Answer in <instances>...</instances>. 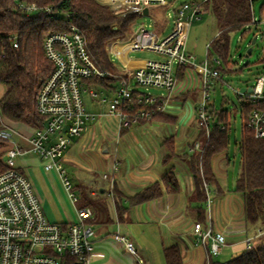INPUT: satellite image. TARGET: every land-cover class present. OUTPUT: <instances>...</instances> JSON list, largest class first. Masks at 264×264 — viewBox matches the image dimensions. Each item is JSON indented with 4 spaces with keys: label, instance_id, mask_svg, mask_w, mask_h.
Returning <instances> with one entry per match:
<instances>
[{
    "label": "built area",
    "instance_id": "built-area-1",
    "mask_svg": "<svg viewBox=\"0 0 264 264\" xmlns=\"http://www.w3.org/2000/svg\"><path fill=\"white\" fill-rule=\"evenodd\" d=\"M209 1L183 0L176 3L177 0H110L108 4L114 12L123 15L128 12L143 13L144 7L150 9L158 6L165 11L169 10L170 17L172 10L174 22V28L166 34H162L163 30L136 26L130 40L126 41L123 37L113 41L110 56L115 52L124 59L122 68L114 63L118 67L116 72L103 69L96 63L85 34L75 24H70L67 30L51 32L45 36L43 49L53 69L42 81L37 93V110L43 117L42 124L34 127L32 135L26 138L28 147L17 138L22 136L25 140L23 133L14 128L0 127V144L3 148L0 159L6 164V169L0 172V264H67L68 258L73 259L72 264H89L94 248L95 231L88 222L92 211L88 207L78 208V218L69 223L49 219L32 181L17 166L18 157L29 152L36 153L46 170L57 171L70 199L75 203L78 197L74 184L63 164L64 154L75 137L82 134L88 122L102 115L113 119L119 136L123 129L143 119H152L157 112H164L173 95L180 89L179 71L184 67H190L198 73L201 99L195 109L196 123L199 133L204 131V136L209 137L215 107L214 102L210 101V92L222 78L219 67L222 59L208 56L209 43L204 59L198 62L195 52L189 51L186 45L190 26L203 13L210 12L206 8ZM18 6L27 14L42 9L45 13L51 12L50 7H40L36 3L22 1ZM261 20V17L254 15L250 25H258ZM221 34L219 30L214 39H219ZM122 40L126 41L124 47L120 43ZM14 46H17V42H14ZM136 49L152 50L160 58L145 59L138 66L131 67L126 60L127 55ZM110 78H114V81ZM100 80L109 81L105 84L100 83ZM93 85L100 87V90ZM263 86L264 76L261 75L253 87V101L264 98ZM152 88L158 91L152 92ZM85 91L90 93L93 102L106 104L107 111L101 113L89 110L84 101ZM105 91L113 93V97H108ZM241 93L238 91V94ZM247 125L255 137H263L264 108L254 109ZM204 147V141L198 135L189 144V151L200 153L202 159ZM118 169L119 160L115 159L112 172ZM103 177L110 180L112 190L114 178L109 177L108 173H104ZM204 187L208 221L204 224L195 220L187 227L195 255L192 264H210L211 257L222 253L230 233L229 229L213 227V199L207 182H204ZM242 233L245 235V249H249L254 239L264 233V229L256 227L252 233L243 229ZM114 238L137 261H143L135 242L119 228Z\"/></svg>",
    "mask_w": 264,
    "mask_h": 264
},
{
    "label": "crops",
    "instance_id": "crops-1",
    "mask_svg": "<svg viewBox=\"0 0 264 264\" xmlns=\"http://www.w3.org/2000/svg\"><path fill=\"white\" fill-rule=\"evenodd\" d=\"M99 1L104 4L110 2ZM126 60L131 67L138 66L144 61L129 58ZM179 81L180 89L173 95L164 112H157L152 119H143L123 129L119 136L113 119L102 115L87 123L82 134L75 137L64 154V166L66 164L72 168L79 166L93 174L92 177H84L80 173H75L71 179L76 180L74 188L79 192L82 208L88 207L92 211V217L88 221L95 235L89 264H158L155 259L156 249L164 253V246L176 242L181 246L185 264H192L194 261L195 255L187 227L196 220L194 207L200 204L193 198L195 184L189 163L193 153L189 151V144L199 135L195 110L200 100L199 76L194 69L184 67L179 71ZM4 91L5 88L3 93ZM244 92L250 93L248 89ZM88 109L101 113L107 111L104 105ZM0 118L5 121L3 126L17 129L25 135V140L22 136L17 138L28 147L26 138L32 135L34 126L11 121L1 114ZM171 143L174 154L165 161L172 153L169 149ZM31 153L37 158H33L34 160L43 164L41 158L34 152L22 157ZM108 158L111 160L108 161ZM115 159L119 160V169L112 172ZM21 162L19 166L32 181L48 218L61 223L75 221L77 215L70 219L63 212L55 213L51 206L52 202H58V194L63 191V186L55 173L52 175L58 181L60 189L58 186H52L50 182L39 180L30 159L27 160L25 157V162ZM230 163L231 159L226 150L216 154L212 160V168L217 183L207 184L213 199L211 208L213 227L229 229L225 247L231 246L235 252H240L245 250L243 229L252 233L256 227L263 229L264 227L247 223L243 196L235 188L236 179L231 177V180H228ZM171 168L179 177L178 192L167 190L162 181L165 172ZM104 173L114 178L115 190H111V182L103 177ZM156 182L162 183L161 196L129 204V197ZM116 191L122 194L121 201L125 206L121 215L118 212ZM204 204L203 206L206 205ZM118 228L135 242L142 262L137 261L136 257L127 252L123 244L114 238ZM263 239L264 233L259 235L258 242Z\"/></svg>",
    "mask_w": 264,
    "mask_h": 264
},
{
    "label": "trees",
    "instance_id": "trees-1",
    "mask_svg": "<svg viewBox=\"0 0 264 264\" xmlns=\"http://www.w3.org/2000/svg\"><path fill=\"white\" fill-rule=\"evenodd\" d=\"M22 1L36 3L40 7H50L51 12L45 13L42 9L27 14L18 6ZM253 1L211 0L207 3L222 32L219 39L210 43L208 56L213 58L215 53L219 55L222 59L219 66L221 72L234 69L235 62L229 59L230 33L248 30L255 15ZM261 8L264 10V4ZM63 13L68 16L67 19L62 17ZM149 13L159 27L165 25L164 9L153 6L150 7ZM138 14L139 12H128L123 15L114 12L110 5L99 0H0V84L5 87L0 97L1 116L34 127L42 124L43 117L37 110V93L42 81L53 69V64L46 58L43 49L47 34L67 30L70 24H75L85 34L96 63L103 69L115 71L116 65L111 59L109 46L127 34ZM14 42H17V46H14ZM110 79L114 81V78ZM107 81L109 80H100V83L106 84ZM258 108H264V98L253 101L250 97L241 106V172L236 178L235 188L243 196L247 223L264 227V136L255 137L253 130L247 125L251 112ZM231 118L232 115L227 109L214 107L209 137L204 136V131L199 133L205 146L202 159L200 153H193L189 159L195 184L193 198L200 204L194 207L196 220L204 224L207 223L208 217V209L204 204L207 199L204 182L217 183L212 160L230 145ZM169 149L172 153L165 161L174 154L172 143ZM5 169L6 164L0 159V172ZM162 181L167 190H180L179 177L173 168L165 172ZM162 194V183L156 182L128 200L129 204H137ZM116 200L121 215L125 206L121 201L122 194L118 191ZM258 239L259 237L254 239L251 248L234 254L226 261L211 257L210 264H264V239L260 242ZM163 251L167 264H185L179 243L164 246ZM72 260L68 258L67 264H72Z\"/></svg>",
    "mask_w": 264,
    "mask_h": 264
},
{
    "label": "rangeland",
    "instance_id": "rangeland-1",
    "mask_svg": "<svg viewBox=\"0 0 264 264\" xmlns=\"http://www.w3.org/2000/svg\"><path fill=\"white\" fill-rule=\"evenodd\" d=\"M183 0H177L176 3L182 2ZM107 4V3H106ZM264 4V0H254L253 1V10L254 14L257 18H262L260 23L258 25H250L248 27V30H236L230 33V57L229 59L233 60L235 62L234 69L233 70H222V78H220L215 84L213 89L210 92V101L213 103L217 109H227L229 113H231V129H230V145L228 149L226 150L229 153V157L231 159V163L229 166V177L228 180H231V177L235 178L239 175L241 171V154L239 150V143L242 138V124L243 120L240 114L241 106L243 102H245L248 98L253 96V93H241L238 94V91H241L242 87H254L257 82V78L261 75L264 76V10H262L261 6ZM109 5V4H108ZM206 8L210 9L209 6L206 4ZM169 10L165 11L163 13V16L165 19H167L165 25L163 27H159L158 23L154 22L152 19V16L150 14H143L139 13L134 23L131 25L130 29L128 30L127 34H125V40H130L133 35L136 26L142 27L145 26L148 29L152 30H163L162 34H166L171 32V30L174 28V22H173V11L171 10V14L169 17L168 14ZM62 17L67 19V15L65 13L62 14ZM219 31L218 23L216 18L211 14V12L203 13L201 15L200 19H197L193 22V24L190 26L188 36H187V49L191 52H195L197 55V61L200 62L204 59L205 54L207 52V44L211 43L217 32ZM255 34H258L257 39L254 44L251 43L252 38ZM125 40L120 41L122 44V47H124V44L126 43ZM112 45L109 46L110 49H112ZM252 47V51L250 54L247 55L248 48ZM111 57L114 61V63L119 67H124V59L116 54L115 52L111 53ZM213 57H219L217 53L214 54ZM127 58L129 59H158L160 58V55L155 53L152 50L149 49H136L132 50L128 53ZM116 67V69L118 68ZM115 72L118 71V69ZM86 86L89 87V85L86 84ZM93 87L98 90H100V87L93 85ZM5 87L0 84V96L3 93V89ZM152 92H157L158 89L152 88L150 89ZM264 90V86H263ZM106 95L108 97H113V93L109 91H105ZM84 101L88 108H91L93 106L102 107L100 104L93 103L90 98V93L88 91H85L84 94ZM199 98L201 99V92L199 93ZM93 103V104H92ZM104 106L107 107L105 104ZM3 120L0 118V126L2 127L4 125ZM25 129V128H24ZM25 131V130H23ZM20 140V139H19ZM1 145V144H0ZM3 148L0 146V151L2 152ZM26 159H30V163L32 164L33 171L36 173V176L41 181L50 182V184L54 187H57L60 189L58 185V181L54 178L52 173H55L57 179L61 182V179L58 175V173L54 170H50V172H47L44 168V165L42 163L39 164L37 160H34L33 158H36L35 155L32 153L30 155L24 156V157H18L16 159L17 166H19L20 162H25ZM37 159V158H36ZM111 159L108 158V161ZM21 162V163H23ZM74 166V165H73ZM65 167H67V171L69 176L72 179L73 174L80 173L84 177H92V173L83 170L81 167L74 166L75 168H72L71 165L66 164ZM81 168V169H80ZM95 175V174H94ZM73 184L76 183V180L73 179ZM63 186V184H62ZM78 200L73 203L70 199L67 191L65 190L63 186V191L59 192L58 194V202H52L51 206L55 213L59 214L60 212H63L66 214L68 218H73L77 215L78 208L82 207L81 199L79 192L75 191ZM213 196V195H212ZM78 218V216H77ZM76 218V219H77ZM208 221V217H207ZM157 246V245H154ZM161 250V249H160ZM238 252H235L231 246L225 247L220 255L216 257V259L221 261H226L229 258H231L234 254ZM155 259H157L158 264H166L164 259V253L158 251L156 249Z\"/></svg>",
    "mask_w": 264,
    "mask_h": 264
},
{
    "label": "water",
    "instance_id": "water-1",
    "mask_svg": "<svg viewBox=\"0 0 264 264\" xmlns=\"http://www.w3.org/2000/svg\"><path fill=\"white\" fill-rule=\"evenodd\" d=\"M143 13H144V14H148V13H149V8H148V7H144V9H143ZM257 37H258L257 34H255L254 37L252 38V44L255 43ZM251 51H252V47H249V48H248V51H247V55L250 54ZM246 89H248L249 92H252V91H253V87H249V88H247V87H242V88H241V91L243 92V91H245ZM106 147H107V144L104 145V148H106Z\"/></svg>",
    "mask_w": 264,
    "mask_h": 264
}]
</instances>
